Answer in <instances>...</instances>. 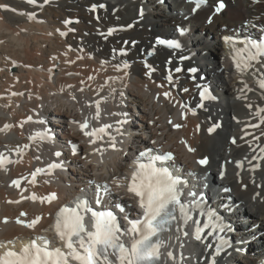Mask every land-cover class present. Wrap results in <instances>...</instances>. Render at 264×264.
Returning a JSON list of instances; mask_svg holds the SVG:
<instances>
[{
	"label": "bare ground",
	"instance_id": "bare-ground-1",
	"mask_svg": "<svg viewBox=\"0 0 264 264\" xmlns=\"http://www.w3.org/2000/svg\"><path fill=\"white\" fill-rule=\"evenodd\" d=\"M216 2L207 0L196 5L190 0H49L45 4L37 0L29 4L27 0H0L11 9H0V128L12 125L0 131V152L20 161L0 169V241L14 242L7 248L19 250L37 237L47 238L51 247L62 248L55 235L54 214L71 196L88 194L97 185L108 184L113 189L111 199L105 198L104 203L135 207L126 188H117L112 181L129 177L134 156L149 147L176 155L170 169L181 181V201L186 205L193 202L194 198L186 193L191 187L200 209L214 213L215 221L224 228L211 235V230L205 229L202 242L196 241L195 225L191 220L183 225L177 212L178 220L171 231L163 233L166 247L161 252L172 251L177 260L181 254L188 258L180 264H211L210 253L223 237L229 242V253L223 261V248L216 257L217 264L262 261L264 153L260 148L264 147V125H251L259 124L255 112L264 108V89L259 87L264 80V66L252 62L250 68L240 71L236 62L241 67L246 62L247 53L241 51L245 43L240 39L264 31V0H225L226 7L220 13L215 11ZM141 9L143 16L139 14ZM65 20L72 23L65 25ZM128 24L133 26L123 29ZM70 28L75 31H68ZM113 28L117 30L108 36V30ZM225 37H231L232 42H226ZM157 38L177 40L181 48L155 45ZM153 46L155 54L148 56ZM121 49H126L127 54L118 55ZM187 56L189 59H181ZM123 61L130 65L127 76L114 68ZM145 62L155 69L151 76L147 75ZM177 66H182L183 71L175 72ZM192 67L198 68L196 81L188 71ZM169 74L173 77L171 83L166 78ZM89 76L93 79L89 80ZM200 82L211 86L216 99L206 102L195 115L188 111L183 115V104L196 108ZM14 92L23 95L14 96ZM165 92L171 95L165 98ZM102 97L106 101L101 103V120L91 121V126L112 124L109 131L115 137V149L109 147L108 137L90 144L78 124L73 123L94 114V107L85 105ZM121 112L128 113L127 139L116 132V121L123 117L113 113ZM39 120L45 123H37ZM176 124L181 127L175 128ZM214 124L221 127L209 133ZM44 129L49 130L51 141L29 139ZM233 137L235 144L231 142ZM71 143L77 146L73 156L67 150ZM25 144L29 147L23 148ZM18 147L22 155H14ZM189 147L195 151H188ZM98 148L102 155L95 151ZM57 150L62 152L58 159L64 170L57 169L52 176L41 177L35 183H23L36 193V201L24 192L23 186L11 187L15 178L56 158ZM205 156L209 163L201 167L198 161ZM238 163L242 166L238 167ZM203 178L209 185L205 190L198 181ZM52 193L57 198L51 203L39 201ZM9 200L18 203H8ZM200 209L193 208L190 214L204 223L207 216L199 215ZM125 210L131 217L137 214V209ZM21 212L27 215L20 217ZM38 215L42 220L31 230L15 222L18 217L29 221ZM118 215L121 228H125L124 214ZM5 217L10 221L4 224ZM185 231L188 236L183 235ZM124 243L129 245L125 239ZM207 244L213 247L205 248ZM5 250L0 248V253ZM165 259L162 256V261Z\"/></svg>",
	"mask_w": 264,
	"mask_h": 264
},
{
	"label": "snow or ice",
	"instance_id": "snow-or-ice-1",
	"mask_svg": "<svg viewBox=\"0 0 264 264\" xmlns=\"http://www.w3.org/2000/svg\"><path fill=\"white\" fill-rule=\"evenodd\" d=\"M29 4H36L37 0H27ZM196 5H203L207 3V0H194ZM44 3H49V0H44ZM103 7V5H101ZM226 7L225 0H217L215 11L217 13L222 12ZM0 9L11 10L6 4H0ZM95 9H93L94 11ZM14 11V10H13ZM143 16V9L139 13ZM211 19V18H209ZM72 21L65 20L64 24H70ZM68 31H75L70 28ZM115 29H109L107 35L111 36ZM61 35H67L66 32H62ZM225 41L231 43V37H225ZM135 43V42H131ZM155 45L165 46L169 49H179L181 44L177 40L173 39H162L157 38ZM155 46L152 51L147 52L148 56L155 54ZM241 51L247 53L246 62L241 67L239 61L236 62V68L240 71H245L252 66V62L262 64L264 66V38L259 40H249L246 42L244 49ZM121 55L127 53L124 49L120 50ZM79 58V57H78ZM181 59H187V57H181ZM235 60V57H234ZM130 67L127 61H123L121 64L114 65L116 71H122L124 76H127V69ZM145 67L148 69L147 75L151 76V73L155 71L152 65L145 62ZM175 72L180 73L183 71L179 66L174 69ZM190 73H196V68H189ZM169 83L172 82L173 77L169 74L167 77ZM89 80L93 79L92 76L88 77ZM109 79L115 80L119 78L110 77ZM83 83V82H82ZM200 88V85H197ZM259 87L264 89V80L259 82ZM83 88L79 91L83 92ZM116 89L113 88L112 92ZM183 91L187 92L188 89L184 88ZM12 95H23V93H12ZM121 97L124 96L123 91L119 92ZM165 98H168L171 94L169 92L163 93ZM200 107H203L204 100H215L216 97L212 95L211 91L207 86H204L200 93ZM76 99L75 96L72 97ZM106 101V98H101L94 103L86 104L85 107H94V114L86 116L82 122L73 121L78 124L80 132L85 137L89 138L90 144H96L97 141H102L105 137L109 138V147L115 149V137L111 135L109 131L113 125L110 123L100 124L98 127L91 126V121L99 123L101 120V103ZM252 107L251 104L248 105ZM193 114L194 110H193ZM113 115H119L122 119L116 121L119 127L116 128V132L123 136L124 132L122 128L128 123V113H113ZM255 116L259 117V124H253L251 127L258 128L260 125H264V108H258L255 112ZM31 117L28 120L31 121ZM37 123L43 124L45 121L39 120ZM171 123V121H169ZM22 126V125H21ZM12 125L5 124L0 131H6L10 129ZM176 128H180L181 125H174ZM221 125L214 124L208 129L209 133L215 132L216 129L220 128ZM264 135V133H261ZM30 140L36 141H51L52 137L48 129L36 132L29 137ZM259 139V137H256ZM233 144L236 143V138L233 137ZM155 143V142H153ZM182 143H185L182 141ZM29 145L25 144L23 148H28ZM11 151V150H10ZM16 153L22 155V149H15ZM95 151H103L96 149ZM188 151L194 152L195 149L192 147L188 148ZM260 152L264 153V147L260 148ZM73 155L77 154V146H72ZM55 155L59 157L60 152H56ZM40 159L39 156L35 157ZM172 153L153 154V149L148 148L145 151L139 153L134 163L136 167L131 174V177H122L114 179L112 184L117 188H126V192L129 195V199L135 200V207L133 205H122L121 203H114L113 207L119 209V212L124 214V220L127 221V227L121 228L120 223L117 220V216L112 210H94L87 200H80L76 204L75 208H61L57 213L55 220V232L56 236L63 243L61 247H51V241L45 237H37L31 239L28 244H25L19 251H15L11 248H7V244H13V241H0V248H5L6 251L0 254V264H166V261H172L173 264H180L188 258L182 254L177 260V257L172 251L162 253L161 249L166 247L163 239V233L171 231L173 222L178 220L177 212H179V220L182 221L183 225L187 226L191 220L195 225L194 239L202 242V234L205 229H210L208 235H211L213 231L223 232L224 228L215 221V215L211 211L205 213L203 209H200L199 202L195 201L196 193H189L194 199L189 205L184 204L181 201L179 177L174 176L167 167L158 166V162L171 161L173 159ZM255 158V157H254ZM146 161V162H145ZM20 161L13 160L6 156L4 152H0V169L6 168V165L19 163ZM202 166L208 165L209 160L204 157L198 161ZM241 167V164H237ZM63 168L62 163H51L48 165V169H60ZM43 168H37L31 173V183H35L38 174L43 173ZM51 174V171L48 173ZM224 173L221 172V176ZM12 184L16 187H20L19 180H13ZM100 192H103V196L100 192L96 194L95 203L101 205L105 198L111 199L113 189L108 184L97 185ZM227 191V189H226ZM259 195V194H258ZM33 201H36L38 197L33 194L31 196ZM41 202L51 203L56 199V194L52 193L47 197L39 198ZM12 203H18V201H10ZM138 209L136 218H129L125 208ZM200 209L199 215H206L207 221L201 223L200 220L194 219L190 214L192 209ZM91 214L92 229L89 230L85 224V214ZM27 213L21 212L20 217H25ZM20 217L16 218V223L26 226L27 228H35L36 225L41 221V216L25 221ZM8 218L5 217L3 223H8ZM177 231L180 228L177 227ZM184 236H188L189 232L185 231ZM124 237H128L131 241L130 245L124 243ZM42 241V243H38ZM225 245H229V242L223 237L220 238L219 244L215 247L214 253H210L212 256L211 264H217L216 257L220 256L222 249ZM183 247V245H181ZM211 244L205 245V248H212ZM162 256L166 257L162 261Z\"/></svg>",
	"mask_w": 264,
	"mask_h": 264
},
{
	"label": "rangeland",
	"instance_id": "rangeland-1",
	"mask_svg": "<svg viewBox=\"0 0 264 264\" xmlns=\"http://www.w3.org/2000/svg\"><path fill=\"white\" fill-rule=\"evenodd\" d=\"M166 2H168L169 3V0H166ZM153 20V19H152ZM136 118H138V117H135V122L137 123V119ZM215 179H217V177H215ZM262 233H264V232H262ZM262 233H259V234H262Z\"/></svg>",
	"mask_w": 264,
	"mask_h": 264
}]
</instances>
